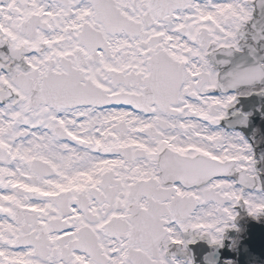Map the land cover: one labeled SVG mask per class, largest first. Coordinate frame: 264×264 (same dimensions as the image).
Wrapping results in <instances>:
<instances>
[{
	"label": "snow or ice",
	"instance_id": "snow-or-ice-1",
	"mask_svg": "<svg viewBox=\"0 0 264 264\" xmlns=\"http://www.w3.org/2000/svg\"><path fill=\"white\" fill-rule=\"evenodd\" d=\"M262 17L264 0H0V264H192L170 251L183 234L219 244L233 205L264 212L250 143L219 127L264 92Z\"/></svg>",
	"mask_w": 264,
	"mask_h": 264
},
{
	"label": "water",
	"instance_id": "water-1",
	"mask_svg": "<svg viewBox=\"0 0 264 264\" xmlns=\"http://www.w3.org/2000/svg\"><path fill=\"white\" fill-rule=\"evenodd\" d=\"M262 20H264V17H262ZM261 21H258V24ZM250 37V33H249ZM248 43V42H247ZM243 44V43H242ZM232 61L237 62L241 60L242 54L240 52H236L235 55L233 54ZM217 58H223V54L217 53ZM264 94L262 92H254L249 97L246 96H239V105L242 106L243 110H249L250 108L253 109V114L245 115L242 112L230 114L228 117L223 118V125L226 126H235L239 129H243V131L246 134L251 133V130L254 126V123L256 120L260 117L261 112H264ZM256 105H260L259 110L255 108ZM243 120L244 123L241 124L240 121ZM253 232L250 236V238L245 240V243L247 244V250L250 252L249 256L253 257L254 252L259 255L260 258L264 257V229L261 226L253 225L252 228ZM185 237H187V234H185ZM191 249H193V253L195 254V260L199 263H203L204 261L211 262L214 264L216 261H218L222 254H220V249L218 245L210 246L204 241L202 242H196L190 244ZM225 249H222V252L227 253V256H229L228 247H224ZM177 254H182L181 251L177 250ZM183 255V254H182ZM219 258V259H218ZM221 264H225L223 261L219 260Z\"/></svg>",
	"mask_w": 264,
	"mask_h": 264
},
{
	"label": "flooded vegetation",
	"instance_id": "flooded-vegetation-1",
	"mask_svg": "<svg viewBox=\"0 0 264 264\" xmlns=\"http://www.w3.org/2000/svg\"><path fill=\"white\" fill-rule=\"evenodd\" d=\"M213 94H215V95H219V92H214Z\"/></svg>",
	"mask_w": 264,
	"mask_h": 264
}]
</instances>
